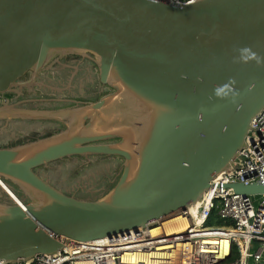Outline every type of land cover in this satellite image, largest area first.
<instances>
[{
	"label": "water",
	"instance_id": "water-1",
	"mask_svg": "<svg viewBox=\"0 0 264 264\" xmlns=\"http://www.w3.org/2000/svg\"><path fill=\"white\" fill-rule=\"evenodd\" d=\"M68 57L94 65L110 92L76 110L30 115L64 128L0 148L5 264L144 228L200 200L264 111V0H0V95ZM225 85L227 96H217ZM89 156L122 160L99 198L62 192L36 172ZM229 187L264 195L258 183Z\"/></svg>",
	"mask_w": 264,
	"mask_h": 264
},
{
	"label": "built area",
	"instance_id": "built-area-1",
	"mask_svg": "<svg viewBox=\"0 0 264 264\" xmlns=\"http://www.w3.org/2000/svg\"><path fill=\"white\" fill-rule=\"evenodd\" d=\"M156 1L181 6L199 0ZM251 127L233 166L213 175L194 211H180L181 228L169 233L156 220L14 264H264V195L237 194L229 187L264 185V111L252 119Z\"/></svg>",
	"mask_w": 264,
	"mask_h": 264
},
{
	"label": "rangeland",
	"instance_id": "rangeland-1",
	"mask_svg": "<svg viewBox=\"0 0 264 264\" xmlns=\"http://www.w3.org/2000/svg\"><path fill=\"white\" fill-rule=\"evenodd\" d=\"M68 66L72 67L71 71L67 69ZM36 78L38 82L34 81V85L27 80L26 91H22L17 97L38 99L28 106L34 116L48 115L53 111L76 110L110 92L108 88L99 85L94 65L75 57L49 63ZM7 106V103H3L0 107V148L26 143L42 138L47 132L61 129L55 123L27 121L35 119L28 118L22 111L15 113L16 115L10 114ZM22 110L25 111V108ZM17 116L20 119H15ZM121 167L122 160L115 157H71L41 167L36 172L62 192L81 198H99L113 188ZM13 192L19 201L27 202L21 192L16 189ZM0 196L5 198L1 194Z\"/></svg>",
	"mask_w": 264,
	"mask_h": 264
},
{
	"label": "flooded vegetation",
	"instance_id": "flooded-vegetation-1",
	"mask_svg": "<svg viewBox=\"0 0 264 264\" xmlns=\"http://www.w3.org/2000/svg\"><path fill=\"white\" fill-rule=\"evenodd\" d=\"M83 62H85V61H83ZM87 62V61H86ZM67 69H69L70 71L72 70V67L70 66H68V68ZM75 71V70H74ZM29 74V75H28ZM37 76H34L33 75V73H27L24 77H22V79H20L18 82L20 83V86H17V87H15V92H10V93H8V94H4V95H0V101L2 102V103H7V104H9V105H12V104H14V103H20V107H25V108H27L28 106H30V105H32V102L33 101H37L38 99H25V98H18L17 99V97H19L20 95H21V93H22V91H26V89H27V87L25 86V82L28 80V81H31V85H34V81L35 82H38V78H36ZM34 79H37V80H34ZM100 85V84H99ZM101 86V85H100ZM102 87V86H101ZM103 88H106V87H103ZM12 96V97H11ZM6 97V98H5ZM0 107H2V104L0 103ZM15 119H20V118H15ZM27 121H36V120H27ZM37 121H39V122H49V123H55V124H58V125H60L61 126V129H62V124L60 123V122H57V121H53V120H37ZM60 129V130H61ZM60 130H58V131H60ZM58 131H56V132H58ZM56 132H47V135H50V134H52V133H56ZM44 136H46V135H44ZM120 159V158H119ZM41 168V167H40ZM39 168H37L36 169V171L38 170Z\"/></svg>",
	"mask_w": 264,
	"mask_h": 264
},
{
	"label": "bare ground",
	"instance_id": "bare-ground-1",
	"mask_svg": "<svg viewBox=\"0 0 264 264\" xmlns=\"http://www.w3.org/2000/svg\"><path fill=\"white\" fill-rule=\"evenodd\" d=\"M197 204H198V202H195L193 204H189L187 206V208H190L192 211H194L195 206ZM180 215H181V212L179 211L177 213L171 214L170 216H168V217H166L164 219H161L162 222H164V227H165V229H166L167 232L170 233L172 230H174L173 227H175V228H181L182 220L180 219ZM182 225H184V223ZM77 264H86V263H77Z\"/></svg>",
	"mask_w": 264,
	"mask_h": 264
},
{
	"label": "crops",
	"instance_id": "crops-1",
	"mask_svg": "<svg viewBox=\"0 0 264 264\" xmlns=\"http://www.w3.org/2000/svg\"><path fill=\"white\" fill-rule=\"evenodd\" d=\"M20 105V103L18 102V103H14V104H12V105H9L8 104V110H7V112H9L10 114H13V115H16L15 113H18V112H20V111H22V112H24V114L28 117V118H30V115H32V111H30L29 109H28V107L27 108H25V107H20L19 106ZM13 106H15L14 108H13ZM18 108V109H17ZM22 108H25V111L24 110H22ZM19 115V114H18ZM18 118H20L19 116H17ZM31 119V118H30Z\"/></svg>",
	"mask_w": 264,
	"mask_h": 264
},
{
	"label": "clouds",
	"instance_id": "clouds-1",
	"mask_svg": "<svg viewBox=\"0 0 264 264\" xmlns=\"http://www.w3.org/2000/svg\"><path fill=\"white\" fill-rule=\"evenodd\" d=\"M245 51L247 52L249 50L248 49H245ZM247 58L256 59L258 63L260 62V59L256 56L255 53H250V57H246V59ZM233 83H234V81H233ZM226 88H227V85H225L224 87H218V88H216L215 89V94L217 96H220V97L227 96L228 93L226 91Z\"/></svg>",
	"mask_w": 264,
	"mask_h": 264
}]
</instances>
